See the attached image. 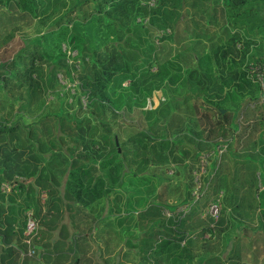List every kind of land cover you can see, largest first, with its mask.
<instances>
[{
  "label": "rangeland",
  "instance_id": "1",
  "mask_svg": "<svg viewBox=\"0 0 264 264\" xmlns=\"http://www.w3.org/2000/svg\"><path fill=\"white\" fill-rule=\"evenodd\" d=\"M85 1L91 3L88 9H86L88 6L79 7ZM106 1L57 0L54 7L59 11L50 12L48 9L44 17H39L31 23H26L28 18L20 20L14 7L9 11L6 8H0V126L4 127L0 132V154L10 155L12 156L10 158L15 160L20 158L19 152L28 153V155L31 153L34 155L31 159L39 161L61 158L77 163L76 149L78 148L79 154L80 147L74 123L70 119L73 117L80 119L83 115V112H77L74 102L79 90L76 79V72L80 71L79 65L73 67L74 70L70 74L72 80L62 73H57L46 85L35 80L21 82L15 78V74L23 66L29 67L31 57L45 53L50 41H54V37L50 38L54 20L58 18L61 26L66 25L70 16L78 18L85 14L88 16L92 14L90 13L92 9L102 2L105 4ZM130 1L132 2L131 10L130 6L125 7L126 11L130 12L126 19L122 20V24L141 27L142 23L146 22V18L140 14L132 20V13L134 8L142 5V0ZM62 2L65 6H61ZM224 3L225 0H162V7L174 13L165 30H159L156 25H151L152 42L155 47L161 46L158 63L168 59L180 65L182 70H189L194 67L195 55L205 52L211 60L212 86L214 83L227 82L230 61L233 60L238 64L241 61L238 68L244 72L251 87H245L242 91L233 88L231 93L232 86L229 87L230 84L227 83L219 99L215 97L207 99L206 95L210 92L203 95V92L197 93L196 90L185 92V88L175 92L174 86L166 84V77L160 81L151 78L152 85L158 86L159 89L154 90L150 96H144V104L139 107L140 109L136 108L138 111H148L146 118L139 122L138 129H145L153 119L162 120L155 109L164 102L166 105H162L163 115L165 119L169 117V121L165 120L163 124H166L170 132L168 138L181 141L180 144L176 143L173 152L178 160L176 162H173L170 157L165 161L157 162L155 158L148 157L150 152L148 142L143 141L145 146L143 148L137 141H127L126 136L134 134L136 127H127L129 133L126 129L111 127L110 134L118 135L116 140L118 153H125L119 159L121 167L118 171V177H120L118 181L121 186L114 187L111 192L127 196V205L131 210L124 215L125 235L131 246H127L126 253H123L121 258L127 264H149L150 262L143 259L138 242L139 238L143 239L148 232L146 221L140 220L137 216L138 212L152 200L160 204L177 206L176 213L187 212L185 230L190 233L194 242L192 252L195 258L203 260L213 258L214 261L211 264H218L226 260L227 255H231L234 248L231 246L232 242L225 244V239L237 238L238 244L247 247L250 242V245L248 251L244 249L240 251L239 260L234 258L233 261H237L238 264H264V208L258 206L257 198V194L264 192V151H260L261 147L264 149V101L259 100L260 88L255 80L260 75L264 78V64L253 63L254 59L264 62V54L256 57L253 55L251 46H255L256 40L251 37L252 33L250 37L253 42L246 44L244 43L246 35L243 37L242 32H238L237 28L232 29L230 25L232 18ZM145 4L149 8H154L155 0H147ZM258 14L264 16V8H259ZM261 24V29L253 30V33L255 37L261 38L264 46V21ZM118 33L122 38L127 35L120 30ZM232 33H238L237 39L229 43V36ZM162 34H176V41L184 37V41L188 43L183 46L182 41L180 44L168 39L163 42L156 41ZM191 37H193L192 40ZM196 41H198L197 44ZM60 51L66 58V52L76 54V51L65 43L60 44ZM175 55L178 59H173ZM243 55H249L246 61L241 60ZM11 65L14 66L11 67ZM46 65L47 63L42 64L41 69H44ZM156 67L157 64L154 63L150 71L155 72ZM47 69L49 72L48 65ZM169 70H171L170 73L176 72L175 67ZM182 70L181 74H183ZM43 71L46 72L45 69ZM59 76L64 80L61 79L59 82ZM122 86H127V82H123ZM227 92H230L231 98L223 99ZM257 94V100H252L251 98ZM186 96L185 101H182ZM249 97L250 99L245 101ZM58 99H64L65 103L59 106ZM84 101V97H80L82 109ZM241 101L245 102L242 103L234 120L236 127L238 126L237 129L230 131V134L224 137L214 138L213 134L210 136L215 141H228L219 145V155L215 153L207 157L203 175L204 168H199V162L196 164L191 160L193 153L198 154L204 149L202 143L200 146L195 145V140L206 139L207 121L209 118L211 121L216 118L217 108L230 110L236 102ZM58 107L61 108L59 112ZM58 115H61V118ZM126 121V118L123 119L124 124L127 123ZM260 122L262 125L259 124ZM10 126L15 130L9 129ZM21 132L23 135L20 134ZM186 132L192 137L184 135ZM259 133L263 134L262 143L258 138ZM211 139L208 140L211 141ZM27 145L31 147L32 152L25 150ZM36 145L45 146V151L37 154L32 147ZM108 148H104V153ZM14 149L18 151L15 152ZM154 151L157 150L154 149ZM143 156H147V162L142 161ZM201 156L199 155L198 161ZM85 160L79 157V161ZM96 165L94 172L98 175L100 169L98 163ZM196 165L198 171L195 169ZM130 174L133 175L130 176ZM186 188L189 190V197L185 204H181L186 199ZM112 204L114 207H121L119 202ZM212 205H216L217 212L214 217L210 215ZM22 209L23 206L19 205L12 213L17 221L21 220ZM24 213L23 211V220L27 215L25 214L24 217ZM109 214V218L114 220L115 212L111 211ZM219 216L225 220V226L219 229V234L214 229L211 236L198 234L201 227L212 225L210 219L215 220ZM23 226L21 223L19 225L21 230L16 232L17 236L21 237L20 244L21 242L22 244H18L9 251L26 256L28 247L24 244L26 239L24 234L22 236ZM111 244L112 247L108 249L111 251L124 245V243L120 244L119 240H111ZM35 250L34 248V252ZM116 258L111 257V262L106 261V263L113 264Z\"/></svg>",
  "mask_w": 264,
  "mask_h": 264
},
{
  "label": "trees",
  "instance_id": "2",
  "mask_svg": "<svg viewBox=\"0 0 264 264\" xmlns=\"http://www.w3.org/2000/svg\"><path fill=\"white\" fill-rule=\"evenodd\" d=\"M56 1L0 0V8H6L9 11L10 8L14 7L20 20L28 18L26 23H31L39 17H44L48 9L50 12L59 11L58 8L54 7ZM146 1L142 0V5L134 8L132 13V20L135 19L136 15L140 14L146 18V22L142 23L141 27H130L122 24V20L126 19L130 12H127L125 7L130 6L131 10L132 2L130 0H107L105 4H102V2L96 7L97 9H92L90 12L92 14L88 16L87 14L79 18L70 16L66 25L63 26L58 23L57 18L52 23L54 27L50 35V38L54 37L55 39L50 41L46 52L40 56L31 57L30 66H23L15 74V78H18L21 82L35 80L42 82L43 85L48 84L51 79L53 80L57 73H62L66 78L72 80L70 74L74 70V66L73 64H66L65 56L60 51V44L65 43V45L67 44V46L76 51L74 61H78L80 71L76 72L79 90L74 102L77 112H83V115L80 119L73 117L70 121L74 123V128L76 129L77 142L80 147L79 157L86 159V162H83L73 170L70 177L73 179V183L78 184L79 189L84 192L85 196L94 195L88 198L89 201L99 199L100 192H108L113 190L114 187L121 186L118 181L120 178L118 177V171L121 167L119 159L125 153H118L117 145H115L118 135L116 133L110 134L111 127L116 126L121 130L126 129L128 133V128L136 127L134 134L126 136L127 141H137L143 148H145L143 141L148 142L150 144L148 149L150 152L146 153H148L149 158H155L157 162L165 161L169 157L173 162L178 161L173 152L176 143L180 144L181 141L176 138L172 140L168 138L170 132H168L166 124H163V121L169 119V117L165 119L163 115L164 108L162 105H166L164 102H161V106L159 104L155 109L162 120L153 119L145 129H138L139 122L146 118L148 111H138L136 108L140 109L139 107L144 104V96H150L154 90L159 89L158 86L152 85L151 78H156L160 81L163 77H166V84L171 87L174 86L173 91L175 92L184 88L185 92L196 90L197 93H200L199 91L203 92V95L210 92L206 95L207 99H212V97L219 99L223 92V87L227 83L230 84L229 87L232 86L231 93L233 88L234 90L242 91L245 87H251L244 72L238 68L241 61L239 64L233 60L230 61V64H228L230 72L228 77H226L227 82L214 83L212 86L213 70L211 60L205 52L195 55L193 59L194 67L189 70H182L180 65L168 59L158 63V54L161 46L155 47L152 42L153 30L151 25H156L159 30H165L168 28L170 17L174 12L164 9L162 0H155L154 8L146 6ZM87 3L88 5H85ZM224 4L227 5V12L232 18L230 21L232 29L237 28L238 32L241 31L243 33H241L242 36L246 35L244 42L246 44L253 42L251 37L256 40L255 46H251L255 57L259 54H264L261 38L255 37L253 33V30L261 29V23L264 21V16L258 14V9L264 8V0H225ZM61 6H65V3L62 2ZM86 6H88L86 8L88 9L91 3L85 1L79 7ZM118 30L127 35L122 38ZM251 33L252 36L250 37ZM237 34L232 33L229 36V43H233L237 39ZM188 37H190V34H188ZM166 39L178 44L182 41L183 46L188 43L184 41V37L176 41V34H162L156 41L163 42ZM197 43L198 41H196ZM248 56L243 55L241 60L246 61L245 59ZM173 59H178L177 55ZM46 63L49 66V72L47 65L44 68L46 72L41 69V65ZM154 63L157 64V67L155 72L152 73L150 68ZM253 63L264 64L259 59H254ZM173 67H175L176 72L170 73L171 70L169 69ZM181 70L183 74H181ZM123 82H127V86H122ZM230 92H227L223 99L225 97L231 98ZM80 97H84L85 100L83 109L80 105ZM186 98L187 96L182 101H185ZM257 98L258 94L251 99L256 101ZM249 99L250 97L245 101ZM245 101L236 102L230 110L223 108L215 110L216 118L212 121L209 118L207 121L206 139L195 140V145L200 146L202 143L204 149L198 154L193 153L191 155L193 162L195 161L196 164L199 162V155L210 154L209 157L213 156L217 145L227 143L228 140L224 142L215 141L210 136L213 134L214 138L218 136L224 137L229 135L230 131H235L238 126L236 127L234 120L243 105L242 103ZM63 102L65 103L64 99H58L59 106ZM59 111H61L60 107H58ZM58 117L61 118V115H58ZM125 118L127 123L124 124L123 119ZM259 124L262 125L261 122ZM3 129L4 127L0 126V132ZM9 129H12V127L10 126ZM184 135L192 137L187 132ZM262 135V133L258 134L260 143H262ZM208 139H211V141ZM105 147H109L106 153H104ZM154 149L157 151H154ZM260 151H264L263 147H261ZM180 152L184 153V151ZM142 161L147 162V156H143ZM96 163H98L100 173L93 180H89L87 179L88 174L94 171L97 166ZM205 168L203 169V175ZM195 169L198 171L197 165ZM132 175L130 174V176ZM188 197L189 190L186 188V199L181 204H185ZM257 198L258 206L264 208V192L257 194ZM117 199V195L112 198L113 201ZM176 210L177 206L175 205L160 204L152 200L138 212L137 217L146 221L145 225L148 229L146 236L138 241L143 259L150 261L149 264H211L214 261L213 258L203 260L202 258L194 257L192 252V243L194 242L190 237V233L185 230L188 214L187 212L184 214L182 212L176 213ZM119 211V207H115L112 212L119 213ZM123 212L125 213L124 215L131 212L127 202L123 207ZM210 221L212 225L201 227L198 234L211 236L214 230L219 234V229L225 226V220L222 216L217 217L215 220L210 219ZM225 241V244L232 242L231 246L234 248L231 251V255H227L226 260L224 259L218 264H238L237 261H233L234 258L239 260L240 251L242 249L248 251L250 242L245 247L238 244L237 238L232 240L225 239Z\"/></svg>",
  "mask_w": 264,
  "mask_h": 264
},
{
  "label": "crops",
  "instance_id": "3",
  "mask_svg": "<svg viewBox=\"0 0 264 264\" xmlns=\"http://www.w3.org/2000/svg\"><path fill=\"white\" fill-rule=\"evenodd\" d=\"M32 147L37 154L45 151V146ZM25 150L32 152L29 145ZM76 151L77 163L61 158L39 161L31 159L34 157L31 153L19 152L20 158L15 160L0 154V264H107L111 257H117L113 264H127L121 258L127 246H131L125 235L122 208L127 196L100 192L99 199L89 201L94 195L85 196L70 177L73 170L86 162L79 161L78 148ZM92 174L95 172H89L87 179L97 176ZM114 195L118 197L115 201ZM115 202L121 207L111 220L109 212L115 209L112 204ZM19 205L23 209L21 220L17 221L12 213ZM23 211L24 217L31 214L37 228L32 240L36 250L31 257L9 251L20 244L21 237L16 232L21 230V223L25 228ZM111 240H119L124 245L115 251L108 250L112 247Z\"/></svg>",
  "mask_w": 264,
  "mask_h": 264
},
{
  "label": "built area",
  "instance_id": "4",
  "mask_svg": "<svg viewBox=\"0 0 264 264\" xmlns=\"http://www.w3.org/2000/svg\"><path fill=\"white\" fill-rule=\"evenodd\" d=\"M66 55H67V58L65 57L66 59V63L67 64H73L74 67H77V65H79L78 61H74V57L76 54L74 53H70V52H66ZM69 59V61H68ZM61 79L64 80L63 78H61V76H59V82H61ZM256 82H257V85L259 86L260 88V95H259V100H262V102L264 101V78H263V75H260L259 77L257 76L256 77ZM219 145H217L215 147V153H217V155H219ZM210 156V154H203L201 157H200V160H199V168L201 167L202 169L204 168L205 166V160L207 159V157ZM216 205H212L210 207V215L212 217H214L216 215ZM167 215V214H166ZM216 219V218H215ZM36 223L35 221L33 220L32 216L30 213H27L26 215V222H25V228H24V237L26 238L24 240V244L28 247V251L26 253V256L28 257H31L34 255V247L32 246V240L33 238H35V235H36Z\"/></svg>",
  "mask_w": 264,
  "mask_h": 264
},
{
  "label": "water",
  "instance_id": "5",
  "mask_svg": "<svg viewBox=\"0 0 264 264\" xmlns=\"http://www.w3.org/2000/svg\"><path fill=\"white\" fill-rule=\"evenodd\" d=\"M115 145H116V141H115Z\"/></svg>",
  "mask_w": 264,
  "mask_h": 264
}]
</instances>
